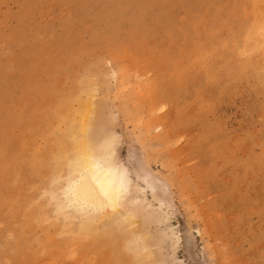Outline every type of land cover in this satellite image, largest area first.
<instances>
[{"label":"rangeland","instance_id":"obj_1","mask_svg":"<svg viewBox=\"0 0 264 264\" xmlns=\"http://www.w3.org/2000/svg\"><path fill=\"white\" fill-rule=\"evenodd\" d=\"M77 122L115 210L68 200ZM0 264H264V0H0Z\"/></svg>","mask_w":264,"mask_h":264},{"label":"bare ground","instance_id":"obj_2","mask_svg":"<svg viewBox=\"0 0 264 264\" xmlns=\"http://www.w3.org/2000/svg\"><path fill=\"white\" fill-rule=\"evenodd\" d=\"M90 102L92 105V100ZM87 103L89 102L87 101ZM89 106L87 105L88 108L85 110H88ZM77 111L81 114L80 110ZM91 115L89 114V116L92 118ZM82 117L88 119L87 113L83 112ZM73 120H75V118ZM75 122H73V125H75L74 124ZM80 123H78L77 125H79ZM85 124L84 125L82 124L83 126L79 125L80 127H82V130H80L82 131V133H80L82 135L78 141V145L80 146L79 148H81L80 150L78 149L80 153L79 154L77 153L78 152L76 151L77 148L76 150L74 149L76 153L79 155V157H76V159L78 158L77 159L78 163L76 164L79 166V168L73 171L75 167H77L76 164H75L76 166L73 164L75 167H73L74 169L72 171L75 176L73 175L74 177L70 181L71 182L70 188L66 190L67 197L69 198L68 200L73 202H79L81 204L83 203L85 204V206L86 205L90 206L95 212L98 211V213L102 210H105L106 208L115 210L120 205L122 199H125L130 194L132 189L137 186L136 181L132 178V174L130 173L129 169L125 166V163L124 164L122 162L118 163L117 158L114 159L115 154L113 155V153L115 148L112 149L113 147L112 141L107 140V142L105 141V143L101 145L100 149H103L101 150L102 154L97 155V151L94 153L95 148L93 151V147L95 145L91 147L92 144H90V139H89L90 137L88 138L86 135L87 130L85 128L86 127ZM76 136L74 135V138H76ZM115 160H117V162ZM70 164H72V162ZM134 173L137 176V178L140 179V181L142 180V182L145 183V186L143 187L144 190H150V191L152 190V194H154V196H156V199L159 200L161 207L168 206L169 203H167L165 199H163L156 193L155 177H153V174L150 170L137 168L135 169Z\"/></svg>","mask_w":264,"mask_h":264}]
</instances>
